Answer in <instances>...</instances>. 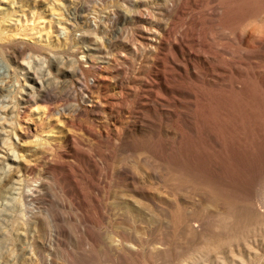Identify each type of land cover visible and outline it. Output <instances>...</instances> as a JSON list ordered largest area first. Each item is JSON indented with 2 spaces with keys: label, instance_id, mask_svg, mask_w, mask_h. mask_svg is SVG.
I'll return each mask as SVG.
<instances>
[{
  "label": "rangeland",
  "instance_id": "1",
  "mask_svg": "<svg viewBox=\"0 0 264 264\" xmlns=\"http://www.w3.org/2000/svg\"><path fill=\"white\" fill-rule=\"evenodd\" d=\"M163 2L0 0L12 8L0 18V264H264V47L233 50L216 34L240 17L249 39L264 0H180L166 13ZM206 11L214 46L241 61L231 72L215 58L244 85L238 98L207 105L193 87L175 112L151 93L129 105L131 83L159 80L150 37ZM120 91L119 117L103 104ZM101 124L90 146L64 139Z\"/></svg>",
  "mask_w": 264,
  "mask_h": 264
},
{
  "label": "bare ground",
  "instance_id": "2",
  "mask_svg": "<svg viewBox=\"0 0 264 264\" xmlns=\"http://www.w3.org/2000/svg\"><path fill=\"white\" fill-rule=\"evenodd\" d=\"M36 1V0H35ZM163 4H164V13H166L167 11L171 10L174 11L176 9V7L178 6V4L180 3L178 0H163ZM188 1V0H187ZM16 2V1H15ZM14 3V2H13ZM229 3V2H228ZM11 4V3H9ZM184 4V3H183ZM249 4V3H248ZM12 5V4H11ZM233 5V4H232ZM10 7V6H9ZM233 7V6H232ZM236 7V6H235ZM1 8V7H0ZM12 10V8H10ZM182 9V8H181ZM11 10H8L7 8H1L0 9V18L3 16H7L9 15V11L11 12ZM178 10V9H177ZM170 11V12H171ZM201 11V9H200ZM162 12V11H161ZM159 12V13H161ZM180 12V10H179ZM179 12L177 14H179ZM184 12V11H183ZM190 12V11H189ZM199 12V11H198ZM206 15L204 17H197L194 22H191V19L189 18V16L185 19V23H186V27L180 31V32H174L172 26L173 25V16L170 19L167 20L165 26L161 27L160 31L158 34H156L157 36L154 38V36L150 37V41H147L146 45L144 46L146 49H148V59L151 60L154 65V63H158L159 64V69H157V75L159 76V80L155 81L153 79L150 80V82L148 83V89H144L141 90L140 93H138L136 90L140 89V85H129L128 88L133 89L134 93H136L134 95V99H132L131 101H129V105H132L135 101H139V100H145L147 102L149 99L148 94L151 93V95H153L152 97H155L158 99V101H160L161 103V107H165V112H170L173 111L175 112L176 110L173 108L175 103H178L180 105L186 103V98H188V96L191 95L190 90L191 88L195 87L196 89L199 90V95L200 96H206L208 99V104H211L213 101V98L215 97H222L225 95H228L229 97H232L233 100L235 97L238 98L237 96V89L238 87L242 86L243 84H240V82H238L235 78H231L229 77V75H227L226 73L228 72V69L226 68V66H223L220 64V62L215 61V58L217 56H219V60L223 59L226 61H228L227 63L230 64L231 68V72L236 71V64H241V61L239 62L236 58L235 61L234 60V56H233V52L231 50L226 51V48H217L216 46H214L215 42L213 39V36H210L208 33V30L211 28L210 23H212V18L214 16V13H216L214 11V13L212 11H206ZM234 12V10H233ZM251 12V11H250ZM163 13V14H164ZM172 13V12H171ZM224 13H227V11H224ZM229 13V12H228ZM259 13H261L260 10L258 11H252V16L257 18L258 20V16L260 15ZM13 14V13H12ZM173 14V13H172ZM176 14V13H175ZM190 14V13H189ZM198 14V13H197ZM200 14V13H199ZM250 14V13H249ZM166 15V14H165ZM195 15V14H194ZM12 16V15H11ZM10 16V17H11ZM232 16V15H231ZM246 16V15H245ZM261 16V15H260ZM263 16V15H262ZM177 17V15H176ZM191 17V16H190ZM217 17V16H216ZM235 17V16H234ZM243 17V16H242ZM162 18V16H161ZM194 18V17H193ZM218 18V17H217ZM233 18V17H232ZM249 18V17H246ZM17 19V18H16ZM188 19H190L188 21ZM27 20H25L26 22ZM244 20L242 18H237L234 19L233 23L229 24L228 30H227V35L223 34V33H216L218 37L224 39L227 44H230L233 47V50H237V51H243L246 47L247 44L253 43V44H257V46L259 47H264L263 43L261 42V38L264 37V28H260L258 27V30H254L252 28V31H254V34H251L252 36L249 39H245L244 37V33L243 31L241 32L240 36H236L238 35L237 33H240L238 31L239 26L242 24ZM259 21L261 23L264 24V20L259 18ZM13 22V21H11ZM10 22V23H11ZM165 22V21H164ZM163 22V23H164ZM216 22V21H215ZM14 23V22H13ZM12 23V24H13ZM16 23V22H15ZM244 23V22H243ZM261 23H259L258 25H260ZM14 25V24H13ZM177 25V23H176ZM257 25V26H258ZM262 25V24H261ZM215 26V25H214ZM213 26V27H214ZM217 26V25H216ZM218 27V26H217ZM220 27V26H219ZM262 27V26H261ZM153 29V28H152ZM218 29V28H217ZM216 29V30H217ZM256 29V27H255ZM262 29V30H261ZM155 30V28L153 29ZM177 30V29H176ZM221 30V29H220ZM157 31V30H156ZM250 31V30H249ZM153 33V31H151ZM251 32V31H250ZM253 33V32H252ZM247 34V33H246ZM151 35V34H150ZM249 35V34H248ZM0 37L1 33H0ZM8 37V36H5ZM148 36H146L147 38ZM144 38V37H143ZM3 39V38H2ZM8 39V38H7ZM145 39V38H144ZM148 40V39H147ZM216 40V39H215ZM221 40V39H220ZM223 40V41H224ZM263 41V40H262ZM222 42V41H221ZM217 43V42H216ZM219 43V42H218ZM217 43V44H218ZM142 44V43H141ZM220 45V44H219ZM142 46V45H141ZM256 46V45H255ZM134 47V46H133ZM219 47V46H218ZM143 48V46H142ZM202 48V49H201ZM137 52V49L135 48L133 51ZM145 50V49H144ZM141 51V50H140ZM244 52V51H243ZM143 53V52H142ZM145 53V52H144ZM143 53V54H144ZM242 53V52H241ZM240 53V54H241ZM247 53V52H245ZM261 53V52H260ZM225 54H232L229 55L231 56L229 59L228 57L226 58L224 55ZM252 54V53H251ZM237 55V54H236ZM259 55V54H258ZM212 56L214 59L212 61H207L208 57ZM239 56V55H237ZM256 56V55H255ZM134 57V56H133ZM147 57V54H146ZM240 57V56H239ZM243 57V56H242ZM260 57V55H259ZM136 58V57H135ZM244 59V58H243ZM246 59V58H245ZM255 59V58H254ZM145 60V59H143ZM150 61V62H151ZM222 61V60H221ZM246 61V60H245ZM248 61V60H247ZM142 62V61H141ZM140 62V63H141ZM255 63V62H254ZM146 64V63H144ZM149 64V63H148ZM243 64V63H242ZM247 64V63H246ZM250 65V63H248ZM151 65V64H150ZM145 66V65H144ZM143 66V67H144ZM127 67V66H126ZM147 67V66H146ZM228 67V66H227ZM257 67V66H256ZM158 68V67H157ZM248 68V67H247ZM144 69V68H143ZM142 69V70H143ZM239 69V68H238ZM262 69V68H261ZM146 70H148L146 68ZM152 70V69H151ZM140 71V70H139ZM249 71V70H248ZM149 72V71H148ZM226 72V73H225ZM239 72V71H238ZM138 73V72H137ZM140 73V72H139ZM146 73V72H145ZM248 73V72H247ZM141 75V74H140ZM143 75V74H142ZM146 75V74H145ZM149 75V74H148ZM133 76V75H132ZM253 76V75H252ZM135 77V76H133ZM145 77V76H144ZM245 77V76H244ZM138 78V76H137ZM136 78V79H137ZM258 78V77H257ZM142 79V78H140ZM140 81V80H139ZM143 81V80H141ZM138 82V81H137ZM146 82V81H145ZM261 82V81H260ZM136 83V82H135ZM251 83V82H250ZM240 84V86H239ZM253 84V83H252ZM256 84V83H255ZM248 85L250 86V84L248 83ZM227 87L228 89L225 91L223 90V87ZM244 86V85H243ZM242 86V87H243ZM247 86V85H246ZM164 87V88H163ZM252 87V86H251ZM125 88V87H124ZM254 88V87H253ZM249 89V87H248ZM122 90V89H121ZM131 91V90H130ZM129 91V92H130ZM163 91H166L167 93H169L170 97H166L165 95H163ZM250 91V90H248ZM247 91V92H248ZM142 92V94H141ZM128 93V92H126ZM126 93L120 91L119 95L116 97L109 95V99H112L114 101L110 102V101H105L103 105H105L111 112L114 111L116 113L117 116L120 117L121 113H124V102L121 101V99L123 100L125 97L129 96ZM133 93V94H134ZM249 93V92H248ZM111 94V93H110ZM116 94V93H115ZM114 94V95H115ZM131 94V95H133ZM166 94V93H165ZM254 93H252L253 95ZM130 95V97H131ZM150 95V96H151ZM195 95V93H194ZM239 95V94H238ZM198 96V95H197ZM105 98V97H104ZM154 98V99H155ZM197 98V97H196ZM236 98V99H237ZM151 99V98H150ZM156 99V100H157ZM224 99V98H223ZM127 100V99H126ZM203 100V99H202ZM215 100V99H214ZM231 100V99H230ZM229 100V101H230ZM195 101V100H194ZM201 101V100H200ZM217 101V100H216ZM99 102V101H97ZM167 102L168 104L164 103ZM174 102L172 108H170L171 103ZM215 101H213L214 103ZM145 103V102H143ZM143 103H141L143 105ZM100 104V103H99ZM133 106V105H132ZM183 106V105H182ZM99 107V106H98ZM102 107V106H101ZM100 108V107H99ZM127 109H129L128 107H126ZM102 109V108H101ZM163 109V110H164ZM100 110V109H99ZM108 110V111H109ZM110 112V113H111ZM129 112V111H127ZM126 112V113H127ZM131 112V111H130ZM129 112V113H130ZM182 112V111H181ZM128 113V114H129ZM142 113V112H141ZM102 114V112H101ZM100 114V115H101ZM112 114V113H111ZM132 114V113H130ZM125 115V114H122ZM121 115V116H122ZM105 116V115H104ZM108 116V115H107ZM110 116V115H109ZM103 117V116H102ZM118 117V120H119ZM124 117V116H123ZM130 117V115H129ZM108 118V117H107ZM106 118V119H107ZM109 119V118H108ZM122 119V117H121ZM120 119V120H121ZM127 119V118H126ZM125 119V120H126ZM116 121V120H115ZM123 121V120H121ZM110 122V121H109ZM118 122V121H117ZM119 123V122H118ZM124 123V122H122ZM120 122L119 127H113L114 131L116 132V140H121V132L123 130V126ZM111 125V123H109ZM102 125V124H101ZM112 125L114 126V124L112 123ZM117 125V124H116ZM125 128V127H124ZM108 126H96V127H90V128H86L84 130V134L83 133H77V132H73V130H70L68 133H64V139L65 141H67L69 143V145L72 148H75V146L77 147V145L79 146H90L89 142L91 140H96V136L99 133H107L108 131ZM81 131V130H80ZM85 135V136H84ZM87 135V136H86ZM85 141H88V144H85ZM115 142V141H114ZM87 143V142H86ZM100 144V143H99ZM55 146V145H54ZM43 148V147H42ZM89 148V147H88ZM47 149V148H46ZM76 149V148H75ZM44 150V149H43ZM73 150V149H72ZM50 151V150H48ZM47 151V152H48ZM52 151V150H51ZM46 151L42 154H40V157H45ZM51 153V152H50ZM54 153V152H53ZM73 153V152H72ZM52 154V153H51ZM94 154V153H93ZM90 153V155L87 153L85 155H87V157L90 159V162L94 161L95 155H93ZM70 155V154H68ZM76 155V154H74ZM73 155V156H74ZM52 156V155H50ZM83 157L84 153H83ZM52 158V157H51ZM75 158V157H74ZM77 158V157H76ZM86 158V159H88ZM43 159V158H42ZM139 159V158H138ZM41 160V159H40ZM48 160V159H47ZM46 161V160H45ZM47 162V161H46ZM45 162V163H46ZM53 162V160L50 159V163ZM58 162V161H57ZM62 162V161H61ZM78 162V161H77ZM34 163V162H33ZM49 163V161L47 162ZM58 164V163H57ZM33 165V164H32ZM35 166V165H34ZM93 166V165H92ZM135 171V170H134ZM132 171H130V177L133 178V180H138V176L137 174ZM140 175V174H139ZM144 175V174H143ZM132 180V181H133ZM141 180V179H140ZM143 180V179H142ZM136 185V184H135ZM34 188V187H33ZM30 194H33L31 192H29ZM28 195V194H27ZM29 196V195H28ZM31 196V195H30ZM33 197V196H31ZM101 203V202H100ZM105 203H103L104 205ZM101 205V204H100ZM102 205V206H103ZM110 205V204H109ZM101 207V206H100ZM105 207V205L103 206ZM102 208V207H101ZM100 209V208H99ZM105 209V208H104ZM103 209V210H104ZM107 210V208H106ZM105 212V211H104ZM101 213V212H100ZM101 215V214H100ZM106 215V214H105ZM119 217V216H118ZM101 218L102 215H101ZM108 219V218H107ZM87 221V220H86ZM104 228V227H103ZM125 238V237H124ZM140 247V246H139Z\"/></svg>",
  "mask_w": 264,
  "mask_h": 264
}]
</instances>
